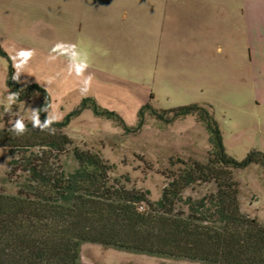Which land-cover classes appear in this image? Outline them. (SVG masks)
<instances>
[{
  "label": "trees",
  "instance_id": "trees-1",
  "mask_svg": "<svg viewBox=\"0 0 264 264\" xmlns=\"http://www.w3.org/2000/svg\"><path fill=\"white\" fill-rule=\"evenodd\" d=\"M0 54L5 56L1 49ZM10 85L18 92V103L39 95L44 99L40 109L51 105L38 86L21 90L13 77ZM80 109H91L133 134L142 131L148 114L166 126L194 117L209 137L212 158L207 165L184 164L166 184L161 200L153 203L149 191L113 182V168L90 151L75 148L78 170L65 171L61 160L74 146L65 133L70 119L55 123L54 135L25 122L28 130L16 136L9 131L16 118L8 119L0 107V150L11 157L9 180L14 187L0 189V264H78L85 244L164 260L264 264V226L242 212L235 180L236 173L253 166L264 169V154L250 152L242 162L232 158L212 107L159 111L149 103L139 113L137 130L93 99L85 100ZM46 117L41 111L40 120ZM202 185H215L216 192L199 201L184 197Z\"/></svg>",
  "mask_w": 264,
  "mask_h": 264
},
{
  "label": "rangeland",
  "instance_id": "rangeland-1",
  "mask_svg": "<svg viewBox=\"0 0 264 264\" xmlns=\"http://www.w3.org/2000/svg\"><path fill=\"white\" fill-rule=\"evenodd\" d=\"M153 1L164 0H0V107L6 111V96L14 93L10 81L15 69L11 55L21 48L35 49L29 67L15 81L20 89L33 85L43 89L51 99L47 116H58L70 123L65 133L74 146L61 160L68 174L78 170L73 151L79 148L100 155L113 168V182L129 184L130 189L149 191L153 203L161 200L163 190L184 164L207 165L212 158L209 137L196 118L189 117L166 126L146 115L142 131L135 134L93 110H81L85 100L93 99L99 107L119 116L132 130L139 127V113L152 95L170 102L177 81L158 71V54L163 36L159 23L162 10ZM220 1V0H214ZM76 44L88 58L89 68L83 76L69 72L67 56L53 53L57 42ZM68 55L71 54L67 50ZM50 55L57 58L49 61ZM93 76L91 88L82 94L83 80ZM49 77H55L51 85ZM165 78V79H164ZM168 86L166 97L155 82ZM157 93V94H156ZM44 99L35 95L29 102L10 105L8 119L24 117L30 123L32 110L40 109ZM170 105H158L169 109ZM156 109V108H155ZM157 110V109H156ZM172 111V110H169ZM74 114H77L74 116ZM263 120V113L261 114ZM12 121V120H11ZM250 152L264 154V129L255 136ZM249 152V153H250ZM239 156V154L237 153ZM237 155L232 157L242 162ZM11 157L0 150V189L13 191L9 176ZM240 188L242 212L264 226V169L253 166L235 174ZM216 186H201L185 192V198L199 201L214 194ZM78 264H205L181 260H164L146 254L121 251L97 245L81 247Z\"/></svg>",
  "mask_w": 264,
  "mask_h": 264
},
{
  "label": "crops",
  "instance_id": "crops-1",
  "mask_svg": "<svg viewBox=\"0 0 264 264\" xmlns=\"http://www.w3.org/2000/svg\"><path fill=\"white\" fill-rule=\"evenodd\" d=\"M152 3L162 10L158 71L177 81L175 96L166 97L168 86L156 80L170 102L152 95L154 108L212 107L227 153L244 160L262 121L264 129V0Z\"/></svg>",
  "mask_w": 264,
  "mask_h": 264
},
{
  "label": "clouds",
  "instance_id": "clouds-1",
  "mask_svg": "<svg viewBox=\"0 0 264 264\" xmlns=\"http://www.w3.org/2000/svg\"><path fill=\"white\" fill-rule=\"evenodd\" d=\"M67 50H70L71 54L68 55ZM53 53H59L58 55L67 56L69 60V72H75L77 76H83L84 73L89 68L88 58L86 54H82L76 44H68L63 41L57 42L53 49ZM217 52H222V49L217 48ZM36 55L35 49H25L21 48L15 51L14 55H11L10 58L12 60V66L15 69L13 74V80L19 81L20 76L25 70L29 67V62ZM57 58L56 55H50L48 60L51 62ZM93 76L89 74L86 79L83 80V87H81L80 91L82 94H87L91 88ZM55 82V77H49L47 83L49 85ZM6 111L7 113H11L10 105L15 103L19 99L18 92L7 94L6 96ZM52 107L51 105H46L43 109L32 110V115L29 117L31 121V125L33 129H39L41 132H48L50 135L55 134V128L53 125L59 122L58 116H47L44 121L40 120V113L48 112V108ZM11 121V120H10ZM28 130L27 125L25 123L24 117L21 115H17V118L14 122H10L9 131L14 133L16 136H22ZM139 212H143V208L138 209Z\"/></svg>",
  "mask_w": 264,
  "mask_h": 264
}]
</instances>
